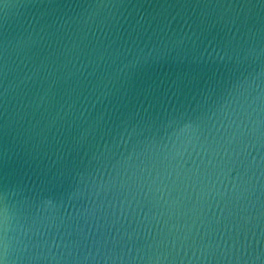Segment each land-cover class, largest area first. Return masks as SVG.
Here are the masks:
<instances>
[{
    "label": "water",
    "instance_id": "obj_1",
    "mask_svg": "<svg viewBox=\"0 0 264 264\" xmlns=\"http://www.w3.org/2000/svg\"><path fill=\"white\" fill-rule=\"evenodd\" d=\"M0 264H264V0H0Z\"/></svg>",
    "mask_w": 264,
    "mask_h": 264
}]
</instances>
